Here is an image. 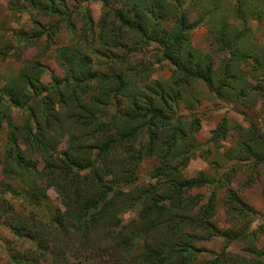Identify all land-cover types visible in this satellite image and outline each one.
Masks as SVG:
<instances>
[{"label": "trees", "instance_id": "16d2710c", "mask_svg": "<svg viewBox=\"0 0 264 264\" xmlns=\"http://www.w3.org/2000/svg\"><path fill=\"white\" fill-rule=\"evenodd\" d=\"M22 1L37 12L66 15L67 23L73 14L66 11L63 0H59L60 12L51 6L55 0ZM96 1L103 7L99 40H107V30L136 33L140 46L154 43L163 48V58L174 66L173 75L167 82H149L144 75L146 64L139 65L135 75H130L129 69L122 65H105L104 70L94 68L85 52L90 42L71 41L80 37L71 29L70 44L59 48L57 54L64 72L61 80L44 86L40 83L41 70L29 67L5 82L0 87L3 110L0 127L2 120L13 127L10 115L4 112L8 107L1 104L5 101L9 108L22 109L26 121L19 145L13 143L15 133H10L12 145L6 158L15 164L5 171H11L25 184L35 203L41 199V187L35 177L39 178L45 190L55 191L61 207L40 225L28 226L25 221L16 220V225L11 227L13 235L33 242L43 263L47 261L45 257L51 256L52 260L67 250L77 252L74 257L80 260L79 264H123L122 256L136 249L144 250L145 260L139 264H194L201 254L193 246L196 240L221 237L228 246L245 239L246 228L221 231L213 224L214 193L204 204L201 195L191 194L195 189L221 180L203 172L192 178L184 177L183 168L194 155L192 150L199 145L194 143L193 136L200 129V121L196 115L189 120L176 116L175 108L181 102L191 101L188 91L197 81L205 84L209 92L230 102H243L250 96L264 100V55L244 46L250 32L248 20L264 16V0H257L258 3L234 0L231 14L224 16L219 14L222 6L217 1L201 0L200 8L208 19L210 37L217 47V55L222 56L218 67L210 53L189 47L183 33L189 27L182 10L175 16L178 21L170 32L160 27L161 20L178 11L181 1L114 0L112 6L107 0ZM43 2H46L44 6ZM252 58H258L261 64L253 66L252 75L246 74L248 79L240 67ZM66 124L75 136L69 135L61 157L55 158L54 136L49 133ZM225 131L224 124H219L213 132V141L222 139ZM20 145L26 147L24 156ZM28 151L32 154L38 151L36 154L44 161L41 171H34L29 181L28 171L34 165L27 164ZM228 151L240 161L260 165L264 163V135L254 127L241 130ZM150 159L153 166L147 174V185L136 186L140 163ZM230 170L223 175L226 182L230 181ZM130 186L134 187L133 192ZM228 192L231 209L227 214L234 222H245L253 210L235 193ZM136 207L132 224H124L121 216ZM56 231L59 232L56 240L51 237V242L45 238ZM69 231L67 236H61L62 232ZM73 231L80 232L78 242L68 240L74 238ZM89 240L92 244L87 246ZM251 253L255 258L244 264H264V252L252 247ZM217 258L207 264H218ZM23 262L37 264L28 259Z\"/></svg>", "mask_w": 264, "mask_h": 264}, {"label": "rangeland", "instance_id": "374dc122", "mask_svg": "<svg viewBox=\"0 0 264 264\" xmlns=\"http://www.w3.org/2000/svg\"><path fill=\"white\" fill-rule=\"evenodd\" d=\"M179 1H181V7L176 12L172 11L166 19L161 20L160 27L170 32L172 26L178 21L175 16L182 10L189 27L183 30L190 43L189 47L200 53H210L214 57L215 67H218L222 56L217 55V47L210 37L208 19L204 10L200 8L202 1L200 0L198 5L192 3L195 0ZM206 1L209 3L213 0ZM215 1L222 6L219 13L221 16L231 14L230 9L234 0ZM63 2L66 11L73 13L68 18V23L71 24L69 26L65 19L66 15L50 16L37 12L22 0H0V87L17 76L22 69L29 67L41 70L40 83L44 86L61 80L64 72L57 59V54L59 48L70 44L69 30L71 29L75 30L74 34L80 35L79 38L74 37L71 41L80 44H84L85 40L90 42V45L85 46V52L90 58V66L92 64L94 68L104 70L105 65L108 67L122 65L129 69L130 75H135L139 71V65L146 64L147 70L144 69L145 74H143L147 81L167 82L171 80L174 66L163 58V48L157 44L142 47L136 33L124 30L120 32L107 30L105 33L107 40L98 39L99 21L103 15L101 2L96 0L87 2L63 0ZM107 2L111 6L114 4V0H107ZM256 3H258L257 0ZM42 4L44 6L46 2ZM51 6L59 12L62 7L59 0H55ZM247 24L250 32L245 37L244 46L255 48L253 53L264 55V16L258 20L250 19ZM80 31L82 33H79ZM248 62L242 64L240 68L245 75H252L251 69L254 65H260L261 60L252 58ZM262 65L264 66V60ZM249 82L253 83L252 80ZM188 97L193 100L188 99L191 101L178 104L175 113L176 116L185 117L187 120L192 115H196L199 119L200 129L193 136L194 143L199 145L192 150L194 155L190 156V160L185 164L183 175L186 178H192L199 172H203L208 177L221 180L216 184L195 189L191 194L201 195L204 204L208 196L214 193L216 210L212 219L213 224L221 231L236 227L246 228L248 234L245 239L230 243L228 246L221 237L194 241L193 246L201 251L194 264H207L215 257H218V264H244V261L249 262L247 260L251 261L255 258L251 253L252 247L264 252V163L255 166L251 164V161L250 163L240 161L238 157L229 154L228 150L235 145L241 130L254 127L264 135V112L262 111L264 100L250 96L243 99V102H230L209 92L207 86L200 81L192 84ZM1 104L8 107V111L4 110V112L10 115L13 127L10 128L7 121L2 120L0 127V264H25L24 259L37 261V264H79L80 260L74 257L77 252L67 250L64 251L63 256L54 257L52 260L51 256L45 257L47 261L43 263L40 253L35 251L36 247L33 242L18 238L12 233L11 227L16 225V220H23L28 226L40 225L61 207L55 191L45 190L44 183L42 184L39 178L35 177L41 187L39 190L41 199L35 203L30 199L25 184L19 178H15L11 171L10 173L5 171L15 164L14 161L10 163L6 158L9 154V147L12 145L10 133L11 131L15 133L16 139H13V143L19 145L22 142V131H24L23 126L26 121L25 112L22 109L9 108V103L6 101ZM2 113L3 110L0 107V114ZM221 123L226 129L224 137L214 142L213 132ZM54 127L57 125L55 124ZM49 134L54 136L52 139L54 152L50 151L55 158H60V153L65 149L66 139L69 135H75L71 133L68 124L62 126L61 129L55 128ZM39 148L41 150V147ZM25 149L26 147L20 145L23 156ZM34 152L35 154H32L28 151L25 155L27 164L34 165L28 171V181L32 178L34 171H41L44 164L41 155L36 154L38 151ZM152 166V159L143 160L140 163L137 169L139 177L136 186L143 188L147 185V174ZM231 168L233 170H230ZM228 170L231 171V176L230 181L226 182L223 175ZM129 188L133 192L134 187ZM228 191L235 193L242 203L253 210L245 222H234L227 214V210L231 209L228 203ZM137 209L138 207L125 211L121 216L124 224L128 226L132 224L131 221L135 219ZM70 233L71 231L62 232L61 236L65 237ZM72 234L74 238L69 237L68 240L78 242L81 238L80 232L73 231ZM57 236L59 232L56 231L52 236H45V238L52 242L51 237L56 240ZM91 244L92 240H89L87 246ZM29 256H33L34 259ZM122 257L125 260L123 264H139L138 262L145 260L143 259L144 250L140 249L131 251L129 254L125 253Z\"/></svg>", "mask_w": 264, "mask_h": 264}]
</instances>
